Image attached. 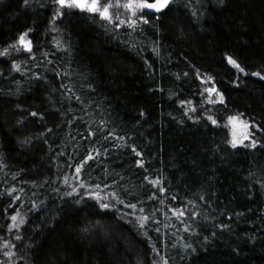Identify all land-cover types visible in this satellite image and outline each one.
I'll use <instances>...</instances> for the list:
<instances>
[{"label": "trees", "instance_id": "16d2710c", "mask_svg": "<svg viewBox=\"0 0 264 264\" xmlns=\"http://www.w3.org/2000/svg\"><path fill=\"white\" fill-rule=\"evenodd\" d=\"M59 7L0 0V264H264V0H173L135 30Z\"/></svg>", "mask_w": 264, "mask_h": 264}, {"label": "snow or ice", "instance_id": "6c2138e0", "mask_svg": "<svg viewBox=\"0 0 264 264\" xmlns=\"http://www.w3.org/2000/svg\"><path fill=\"white\" fill-rule=\"evenodd\" d=\"M173 2V0H54V3L59 5L60 7L56 11L57 16H62L63 11L62 9H79L80 11H86L90 14H92L94 17L98 16L101 21H106L109 24H113L115 28H120L121 26H127L128 28H132L135 30L140 23L143 24H149L150 21L147 18V15L154 14L156 15V18L159 19V14H162L166 9L169 8V5ZM24 3L27 4L28 0H24ZM121 10H123L124 13H126V16L121 15ZM31 31V29H29ZM28 32L21 33L18 37V45H12V48H15L17 51H20L21 49L31 53L32 52V41L27 38ZM9 49H4L2 52H0V56L7 55ZM228 63L239 69L240 72H244V68L241 67V65L238 63L236 59H234L232 56H227ZM14 67L19 70V65L16 64ZM252 75L260 76L259 72L252 73ZM209 80L212 78L209 77ZM206 91L211 93H216L219 98L220 102H224V96L223 93L218 92V90L215 87L207 88ZM79 99V97H77ZM183 103V102H182ZM33 116L36 115L35 112L32 113ZM210 120H212L213 124H216L217 121L213 119L211 116L208 117ZM230 121H237L238 117L232 116L229 117ZM103 123V122H101ZM240 126L243 129V132L241 133L243 139H237L236 134L233 133V140L230 141L232 144V147H237L238 144H243L245 139H249L251 136L250 132V124L248 122L241 121ZM256 127H259L256 125ZM26 142V141H25ZM257 144L256 140L251 141V147H255ZM140 155L139 153H137ZM94 157L89 155L84 162H82L80 165H78L75 169L76 172V178L79 179V174L81 173L84 163L87 162V160H92ZM139 164L142 166L143 161H139ZM147 179V178H146ZM64 183L68 184V178L65 177ZM151 183L153 185H159L160 180H152ZM85 187H94L95 190L92 191H85L83 193L84 196H87L89 198L95 199L99 202V206L102 209H109L110 207H116L117 204L119 205H126L128 209H136L137 203H127L125 200L121 199L119 195L116 192L108 193L106 196L102 195L101 193V185L96 184L94 186H86L85 184L81 183L79 185L72 186L71 192L66 193V195H73L77 194L80 195L79 189L85 188ZM104 187H108L107 185H104ZM160 191H164L163 188L160 189ZM114 199L115 203H107L103 202L107 198ZM153 197H149V199H152ZM175 199V197H173ZM79 202V201H78ZM141 215L136 217V225L140 229H144L146 227L147 222L150 219V216L144 213V209H139ZM174 214L177 215V217H181L184 215V212L182 210H173ZM128 215H135L134 212L128 213ZM13 224L11 227H19V225L24 223V220L20 218L18 220V215H14L11 217ZM156 231L159 232L160 229L156 228ZM145 235L147 233L145 232ZM17 239H20L18 236ZM5 246H7V242H5ZM14 247V245H13ZM188 247V246H186ZM155 251V249H153ZM6 256H12V252H5ZM164 264H167V260H164Z\"/></svg>", "mask_w": 264, "mask_h": 264}, {"label": "rangeland", "instance_id": "374dc122", "mask_svg": "<svg viewBox=\"0 0 264 264\" xmlns=\"http://www.w3.org/2000/svg\"><path fill=\"white\" fill-rule=\"evenodd\" d=\"M236 117H238V116H236ZM241 121L246 122L245 120L241 119L240 117H238V120L235 121V122L229 121V127H230V133H231V141L233 140V133L236 134V138L237 139H243V137L241 135V133L243 132V129L240 126V122ZM250 132H251V128H250ZM249 139H245L244 142L247 141V140H249ZM238 145H240V144H238Z\"/></svg>", "mask_w": 264, "mask_h": 264}]
</instances>
